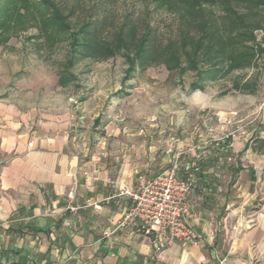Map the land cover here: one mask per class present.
<instances>
[{
	"label": "crops",
	"instance_id": "obj_1",
	"mask_svg": "<svg viewBox=\"0 0 264 264\" xmlns=\"http://www.w3.org/2000/svg\"><path fill=\"white\" fill-rule=\"evenodd\" d=\"M220 120L217 139L196 142L188 197L204 238L169 244L115 228L129 205L118 187L165 169L154 143L86 146L69 115L0 101V264H264V122ZM192 160L182 156L181 177Z\"/></svg>",
	"mask_w": 264,
	"mask_h": 264
},
{
	"label": "rangeland",
	"instance_id": "obj_2",
	"mask_svg": "<svg viewBox=\"0 0 264 264\" xmlns=\"http://www.w3.org/2000/svg\"><path fill=\"white\" fill-rule=\"evenodd\" d=\"M83 1L90 6L94 0ZM99 9L113 25L132 15L140 25L147 19L163 39L175 34V14L166 8L116 0ZM78 13L84 17L86 10L79 7ZM255 33L264 49L262 31ZM70 40L67 32L55 33L36 0H0V101L69 115L71 131L86 146L137 150L142 140L155 144L164 152L157 156L164 168L179 152V164L185 153L199 156L196 142L217 139L218 126L226 123L220 119L264 122V54L211 79L206 72L183 70L181 63L157 61L131 70L122 54L82 57L69 53Z\"/></svg>",
	"mask_w": 264,
	"mask_h": 264
},
{
	"label": "trees",
	"instance_id": "obj_3",
	"mask_svg": "<svg viewBox=\"0 0 264 264\" xmlns=\"http://www.w3.org/2000/svg\"><path fill=\"white\" fill-rule=\"evenodd\" d=\"M72 1L69 5L68 0H36V4L56 34H69V53L82 57L106 60L122 54L131 70L157 61L169 67L181 63L183 70L201 76L206 72V77L214 79L241 61L264 54L255 33L261 30L264 38V0H140L146 7L175 14V34L164 39L147 19L140 25L127 15L113 25L99 8L116 0H94L90 6L83 0ZM79 7L86 10L84 17L76 15Z\"/></svg>",
	"mask_w": 264,
	"mask_h": 264
},
{
	"label": "built area",
	"instance_id": "obj_4",
	"mask_svg": "<svg viewBox=\"0 0 264 264\" xmlns=\"http://www.w3.org/2000/svg\"><path fill=\"white\" fill-rule=\"evenodd\" d=\"M180 154L169 167L155 175L142 177L133 185L118 187L116 196L127 199L129 205L115 228L138 224L145 234H155L169 244L175 241L196 242L204 238L191 224L193 213L188 200L195 176L200 170L197 163L199 156L193 155L191 172L181 177L177 160ZM106 182L115 187L112 179ZM73 193L71 189L67 198L71 199Z\"/></svg>",
	"mask_w": 264,
	"mask_h": 264
}]
</instances>
